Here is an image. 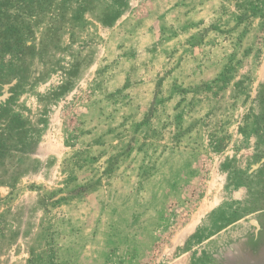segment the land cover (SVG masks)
<instances>
[{"label": "rangeland", "instance_id": "rangeland-1", "mask_svg": "<svg viewBox=\"0 0 264 264\" xmlns=\"http://www.w3.org/2000/svg\"><path fill=\"white\" fill-rule=\"evenodd\" d=\"M0 264H264V0H0Z\"/></svg>", "mask_w": 264, "mask_h": 264}]
</instances>
